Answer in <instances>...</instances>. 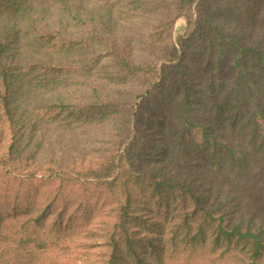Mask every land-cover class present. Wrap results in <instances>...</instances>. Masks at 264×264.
<instances>
[{
  "label": "trees",
  "instance_id": "16d2710c",
  "mask_svg": "<svg viewBox=\"0 0 264 264\" xmlns=\"http://www.w3.org/2000/svg\"><path fill=\"white\" fill-rule=\"evenodd\" d=\"M207 1L44 0L34 10L30 0H0V146L12 136L0 166L29 182L14 198L0 192V264H164L181 243L214 263L264 264V218L235 221L222 210L228 199L202 190L189 165L188 172L167 171L143 157L145 136L163 125L143 102L153 98L150 107L165 110L172 95L182 134L188 127L201 135L195 167L210 154L213 171L264 173V104L256 92L246 100L254 88L242 83L252 65L264 73V34L253 35L238 17L234 25L243 30L230 31L231 15L217 20ZM45 15L50 22L42 24ZM125 31L137 35L145 56L126 37L119 41ZM195 38L208 42L191 50ZM27 50L42 60L24 65ZM230 53L237 81L205 126L190 107L195 75L211 61L220 70ZM42 110L57 126L94 129L107 146L95 157L35 166L25 132ZM227 112V133H220L216 121ZM237 134L241 140L229 138ZM39 171L47 176L35 186ZM29 249V262L16 259ZM50 249L69 255L37 257Z\"/></svg>",
  "mask_w": 264,
  "mask_h": 264
},
{
  "label": "rangeland",
  "instance_id": "374dc122",
  "mask_svg": "<svg viewBox=\"0 0 264 264\" xmlns=\"http://www.w3.org/2000/svg\"><path fill=\"white\" fill-rule=\"evenodd\" d=\"M33 4L34 10H41L42 3L44 0H30ZM208 6H212L211 12L217 18L222 21L229 14L233 18L230 22V31L243 30L239 26L234 25V20L238 17V22H246V30H250L253 35L264 34V0H208ZM241 13V14H240ZM44 17V16H43ZM50 16L45 15L42 20V24L50 22ZM220 18V19H219ZM250 18V19H249ZM181 20H178L176 26L181 25ZM245 31V30H244ZM120 42L126 37L128 46L134 49L136 56H145L141 53L140 49L136 45L137 35L125 31L119 33ZM202 42L207 43L208 41L202 40L201 38H195L189 46L193 50L194 46L201 44ZM30 52V53H28ZM25 53V52H24ZM23 53V54H24ZM12 54V52H11ZM216 53L213 56V60L217 59ZM233 53H230L227 61H225L223 67L219 70L214 62L211 61L207 66H200L198 73L195 75L197 84L193 88L192 92V103L190 105L192 111L197 116L198 122L205 126H210L215 121L216 106L228 102V91L232 85L237 81L235 70L232 66ZM21 58L25 59L24 65L31 62H39L42 57L34 55L32 51L27 50L25 55ZM109 57L107 58V62ZM105 63V60L103 61ZM38 79H48L41 73L38 74ZM30 80L35 78L30 77ZM249 82H242L247 86L248 90L254 88L253 94L248 95L246 100H249L252 95L256 92L257 101L264 104V73L259 71L255 66L252 65V75L249 76ZM230 87V88H229ZM167 90L170 92L172 88L167 86ZM255 97V96H253ZM153 98L144 100L145 111L151 116H155L158 120H162V127H153L152 133L149 136H145L146 146L143 147L144 158H154L159 160L155 163L157 166H162L167 171L181 170L188 172L189 169L195 173V177L199 180L202 190L205 192L208 189H213V194L218 195L220 198L228 199L230 206H224L223 212L229 217L235 218V221L240 219H249L253 217V222L263 220L264 218V173L255 178L254 171H246L241 175L235 176V174H229L230 169L224 166L218 168V172L213 171L211 168V162H209L210 154H204L203 161H208L205 165L202 164L198 157V141L197 138H201V135L197 134L196 131L186 128V134H182L181 108L178 106V100L172 99L170 95L169 100L170 106L164 110L157 109L152 106ZM74 101L73 103L75 104ZM245 109H247L244 106ZM250 109V108H248ZM164 112V113H163ZM188 113V112H187ZM33 118L36 120L35 128H28L25 132L27 140L29 142V150H36L35 166H40L58 158L69 161L72 157L81 154L87 157H95L94 150L97 148H105L107 145L100 141L98 133L90 127L87 128H72L66 129L63 126H57L50 123L48 116L44 110L33 113ZM164 116V117H163ZM229 112L223 115L222 120L218 122V132L227 133V120L230 118ZM32 125V121H31ZM31 127V126H30ZM12 136L8 135L2 146H0V156L5 152V148L10 142ZM233 141L241 140V137L234 136L229 137ZM230 141V142H233ZM152 146L159 147L153 149ZM194 164V166H193ZM205 166V167H203ZM45 169V167H44ZM45 171L38 172V178L33 181L35 186L43 184L46 178ZM29 182L25 180V177L7 175L3 167L0 166V192L7 190V196L14 198L16 191L24 190L28 187ZM91 190L101 191L90 186ZM80 195L83 192H79ZM90 200V193L86 196L85 200ZM95 207V204H94ZM104 211H100L102 213ZM97 213V211H96ZM95 213V215H96ZM255 215V216H254ZM46 253H38L39 258H55L58 256L59 251L57 250H45ZM99 251H94V253ZM68 256V253H59V256ZM10 256V254H9ZM14 256V255H13ZM33 258V253L29 250L20 252L16 259L20 261L29 262ZM226 260H223L225 262ZM220 263V261L216 262ZM214 263V257L205 254L203 251L194 252L188 245L185 246L181 243L177 248L171 249L169 256L164 264H216ZM153 264H156L153 262Z\"/></svg>",
  "mask_w": 264,
  "mask_h": 264
}]
</instances>
